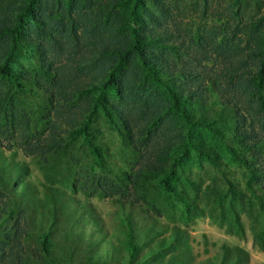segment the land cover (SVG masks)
<instances>
[{
	"label": "trees",
	"instance_id": "16d2710c",
	"mask_svg": "<svg viewBox=\"0 0 264 264\" xmlns=\"http://www.w3.org/2000/svg\"><path fill=\"white\" fill-rule=\"evenodd\" d=\"M174 3L91 0L89 14L75 2L0 0V83L26 101L47 100L51 107H68L70 114L69 104L87 100L89 115L103 112L130 158L122 167L113 166L115 154L92 137L90 118H66L86 143L98 190L120 205L122 228L111 235L91 203L80 202L62 186H37L25 177L29 166L0 144V264H251L246 249L226 245L197 260L187 227L161 221L134 199L113 197L158 182L184 209L187 222L202 216L205 210L189 192L172 183L197 156L222 177L231 200L240 201L247 193L264 215V12L252 28H240L227 40L232 56H224L227 48L217 44L225 60L212 78L203 42L176 37ZM29 23L41 31L55 29L72 48L83 47L80 73L66 75L53 64L44 72L50 88L18 74L16 58L22 54L54 63L49 42L37 40ZM38 123L31 124L30 133L46 131ZM201 131L222 142L233 162L244 167L245 191L237 189L222 156ZM142 159L146 166L137 172L125 168ZM187 182L194 193L200 191L199 182L190 177ZM222 208L218 203L209 212ZM232 212L227 231L243 237L241 218ZM254 237L264 252V219Z\"/></svg>",
	"mask_w": 264,
	"mask_h": 264
},
{
	"label": "rangeland",
	"instance_id": "374dc122",
	"mask_svg": "<svg viewBox=\"0 0 264 264\" xmlns=\"http://www.w3.org/2000/svg\"><path fill=\"white\" fill-rule=\"evenodd\" d=\"M61 1L65 4L75 2L81 5L80 8L93 14V10L88 9L91 0ZM174 2L178 8L173 12L176 37L192 36L203 42L201 52L202 56L207 55L210 58L205 64L212 78L219 76L220 68L223 67L222 64L224 65V56L234 54L227 47V40L240 28H252L253 22L264 12V0H174ZM28 28L37 40L44 44L49 42L48 50L51 56L49 61L54 60V63L50 62L46 65L40 57L22 54L16 58L18 74L35 77L50 88V82L44 77V72L49 71V66L55 64L64 70L66 75L77 71L80 73L79 70L84 65L83 47H70V40L59 35L53 28H44L41 31L35 23H29ZM74 41L78 42V39ZM217 44H223L227 48L224 56L216 49ZM46 102L47 100L26 101L16 89L1 82L0 144L16 154L17 162L29 166L26 178L39 187L45 184L62 186L69 193H74L80 202L91 203L110 234L115 235L122 228L119 216L120 205L117 201H113L112 197L98 190L94 173L89 166L86 143L82 136L74 135L75 128L69 127L65 122L72 118H79L80 122H84L90 118L92 137L115 154L111 160L113 166L122 167L124 162L130 159L127 148L120 135L110 129L102 111L89 115L87 100L83 102L76 100L73 104H69L72 114L68 107H51ZM37 120H39L38 127L43 124V128L47 129L32 134L29 131L30 126ZM199 135L222 156L229 177L237 189L245 191L244 167L233 162L226 152L225 145L209 132L201 131ZM6 152L9 154V151ZM145 161L142 159L136 164L129 163L130 167L125 168H133V171L137 172L139 168L146 166ZM260 164L264 167V160L260 161ZM189 177L200 183L201 189L198 193L191 190L187 182ZM172 183L188 191L198 206L205 210V214L187 222L184 209L166 194L158 182L144 184L137 190L125 189V194L118 193L113 197L118 200L134 199L161 221H173L187 227L190 244L197 260L218 254L221 247L226 245L246 249L250 253L251 264H264V252L259 249L254 237V233L262 227L264 215L249 194L245 193L240 201L231 200L227 193V184L222 177L197 156L184 164L178 179H173ZM218 203L223 206L222 211L209 212L210 208H216ZM232 210H235L234 214H239L241 218L245 229L243 237L227 231V225L233 219Z\"/></svg>",
	"mask_w": 264,
	"mask_h": 264
}]
</instances>
